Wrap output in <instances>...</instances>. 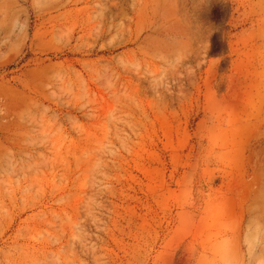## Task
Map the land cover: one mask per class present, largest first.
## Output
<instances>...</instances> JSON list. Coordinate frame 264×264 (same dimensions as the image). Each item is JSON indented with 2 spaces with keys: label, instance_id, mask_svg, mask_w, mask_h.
<instances>
[{
  "label": "rangeland",
  "instance_id": "rangeland-1",
  "mask_svg": "<svg viewBox=\"0 0 264 264\" xmlns=\"http://www.w3.org/2000/svg\"><path fill=\"white\" fill-rule=\"evenodd\" d=\"M0 264H264V0H0Z\"/></svg>",
  "mask_w": 264,
  "mask_h": 264
}]
</instances>
